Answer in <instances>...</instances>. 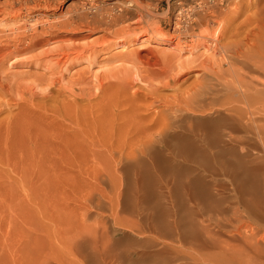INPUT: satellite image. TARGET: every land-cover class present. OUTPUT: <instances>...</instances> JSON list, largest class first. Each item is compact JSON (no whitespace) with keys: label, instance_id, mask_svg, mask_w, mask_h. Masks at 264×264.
I'll list each match as a JSON object with an SVG mask.
<instances>
[{"label":"rangeland","instance_id":"obj_1","mask_svg":"<svg viewBox=\"0 0 264 264\" xmlns=\"http://www.w3.org/2000/svg\"><path fill=\"white\" fill-rule=\"evenodd\" d=\"M202 2L0 0V264H99L100 253L103 254L100 255V264L101 261L102 264H142L141 261H144L143 264H228V261L231 264L232 260H235V264H264V251L261 249L264 247L261 245L264 240V222L248 218L245 214L240 215L244 213L243 208L255 189L259 198L263 196V184L254 190L251 187L256 186L257 181H264V175L261 174L264 173V166L257 172L258 176L256 171V174L247 172L246 160L240 158L237 167L242 168L238 172L244 173L246 185L244 182L240 188L236 185L234 189L228 183L225 190H220L221 193L219 190L213 193L212 189L209 195V189L199 187V182L209 178V175L196 174V167H203L202 164L209 167L217 165L216 161L219 164L225 161L228 166L223 163L224 167L237 170L232 158L221 160L224 157H219L222 162L217 157L212 160V156L203 153L201 146L186 149V139L173 134L164 136L166 139L162 137L160 141L157 139L158 144L154 141L153 147L158 149H150L148 156L152 155L150 158L146 155L143 163L138 162L141 159L134 160L131 156L136 147L139 149L147 141L148 136L156 135L158 127L150 121L155 111L174 107L198 80H204L201 76L206 79L220 74L218 77L225 80L231 78L225 61L213 47V36L219 26L211 18L198 21L200 16L210 10L220 16L222 26L225 25L229 30L227 39H233L236 34L245 38L248 30L264 32L259 20L261 7L253 6L257 0L210 1V10L203 6L199 8ZM255 15L257 20L254 19ZM237 27L241 28L232 33V29ZM175 43H178L176 47ZM242 79L249 83L248 78ZM202 116L197 115V119H202ZM262 121L259 120V123ZM170 137L171 141L168 140ZM172 138L176 139V143L175 140L172 142ZM198 154L200 159L206 160L198 161ZM174 155L176 158L171 157ZM181 157L185 158L184 161ZM187 159L190 162L193 160L192 163H188ZM194 162L198 163L197 166ZM226 168L228 173L232 170ZM185 175L189 177L185 178ZM228 178L226 175L225 179ZM184 179H189L188 183L184 184ZM165 180L168 183L166 189L160 186ZM180 181L183 187L179 186ZM193 181H197V184ZM246 191L248 194L251 193L248 191H252V195L248 197L247 193H243ZM257 193L255 191L251 199L260 201L258 205L263 210L261 204L264 198L258 200ZM240 195L243 200L244 195H247L249 200H239ZM196 202H202V207L199 204L202 210ZM203 202L206 203L204 208L211 203L210 208L213 206L220 211L218 213L210 209L213 215L217 213L218 216L208 215L210 220H207L209 207L207 211L203 209ZM188 203L192 206L189 207ZM137 210L141 214H137ZM192 210L197 211L195 213L201 216L200 219L203 218L199 221L201 223L195 219V214L191 218L192 222L195 219V223L188 220L186 216L192 217ZM226 214H230V218ZM233 215L245 217L246 220L240 217L242 220L237 221L239 216H234L232 220ZM223 217L229 223L224 224ZM213 219L222 223H214ZM152 220L154 225L158 221L154 228V225L151 226ZM176 220L180 222L174 223ZM181 220H185L188 225ZM170 221L179 225V229L173 230L175 226L168 229L172 225ZM160 224H164V227ZM199 224H203L202 228L208 226L212 232L220 228V234H214L218 242L212 235L214 232L207 227L204 233ZM219 224H223L222 229ZM149 225L155 229L149 227L150 233ZM140 227L143 231H140ZM191 228L196 231L193 237L199 233L198 237L202 236L207 242L200 239L202 237L193 238L192 233L195 231ZM171 229L176 235L178 233L173 239ZM181 229L183 233L179 232ZM190 230L192 233H188ZM235 231L241 232V235ZM156 232L160 235L156 234L158 238L154 235ZM232 232L237 237H229L233 235ZM206 235L212 236V242ZM152 236L156 238L155 243L159 240L158 244L165 243L163 246H168L163 249L162 244L152 243ZM222 236L225 238L223 242L219 241ZM242 236L247 239L246 245ZM189 238L192 245L187 243ZM249 238H252V247L248 243ZM257 238L262 240L258 243L261 248L256 247ZM201 240L208 244H203L208 250H202L204 246H199L203 243ZM230 244L232 248L237 245L235 251L229 252L227 246ZM253 245L254 249L262 252L253 250ZM170 246L173 249L169 248L171 251L168 253L173 256L164 253ZM240 246H248L247 252H250L242 254ZM94 248L99 251V255H93V250L97 252ZM102 250L103 253L100 252ZM235 253L237 255L233 256ZM91 254L93 257L90 258ZM225 254L230 255L232 260L225 258ZM92 258L98 263H93Z\"/></svg>","mask_w":264,"mask_h":264},{"label":"bare ground","instance_id":"obj_2","mask_svg":"<svg viewBox=\"0 0 264 264\" xmlns=\"http://www.w3.org/2000/svg\"><path fill=\"white\" fill-rule=\"evenodd\" d=\"M12 1V0H11ZM210 1H213V2H216L217 0H203V2L201 3V5L199 4L198 6H199V8L201 7V6H203V7H205V8H209V10L211 9V7H210V4L209 3H211ZM6 2V1H5ZM46 2V1H45ZM199 2V1H198ZM48 4V3H47ZM212 4V3H211ZM2 5V4H1ZM38 5H40V4H38ZM41 6V5H40ZM44 6V5H43ZM49 6V5H48ZM52 6V5H51ZM238 6V5H237ZM253 6H260L261 7V13H260V17H259V20H260V26H261V28L264 30V0H257V2L256 3H254L253 4ZM2 7V6H1ZM8 7H9V5H8ZM37 7V6H36ZM50 7V6H49ZM190 7V6H189ZM198 8V7H197ZM187 9V8H186ZM186 9H185V11H186ZM213 9V8H212ZM225 9V8H224ZM9 10V9H8ZM195 10V9H194ZM214 10V9H213ZM219 10V9H218ZM189 11H190V9H189ZM215 11V10H214ZM253 11V10H252ZM202 12V11H201ZM218 12V11H217ZM114 13V12H113ZM197 13V12H196ZM204 13V12H203ZM202 14V13H201ZM214 14H215V12H214ZM213 13H212V11L210 10V11H207L206 12V14L205 15H203V16H200L199 18H198V21H201V20H207L208 18H211L213 21H215V23H217V25L219 26V28H217V29H219L218 30V32L216 33L215 32V34H214V36H213V41L215 42L214 44H215V46H214V44H213V47L215 48V52H219V56H220V58L223 60V61H225V64H226V69L228 70V72L230 73V77L231 78H229L228 80H225V79H223L222 77L220 78V77H218L219 75H216V76H213V77H207L206 79H205V77L203 78L202 76H201V78L202 79H204V80H202V81H200V80H198V82L197 83H195V85L193 86V87H191L189 90H187V92L185 93V95L178 101V103L176 104V105H174V107H166L165 109H161V110H158L157 112L155 111L154 113H155V115H154V117H152L151 118V122L152 123H154L157 127H158V131L157 132H155L156 133V135L155 136H153L152 137V135H150V136H148V138H147V141L145 142V143H143V144H141V147H139V149H138V147H136L137 149H135V152H132L131 154V156H132V158H134V160L135 159H141V161H138V162H141V163H143L142 161H144V157H146V155L148 156V152H151L150 151V149H153V150H155V147H153L154 145H153V143H155L154 141H156L157 139L160 141V139L162 140V137L163 138H165L164 136H166V135H169V134H173V135H178V136H182V137H184L186 140H185V142H186V145H185V147H186V149L187 148H189V149H191V148H194V147H196L197 148V146L199 147V146H201V148H202V150H203V153H205L206 155H209V156H212L213 157V159L212 160H215L214 158L215 157H217L218 159V161H221V160H225V158L226 157H228V160H229V157L230 158H232L233 159V164H234V166H239V159L241 158V160L242 159H244V160H246V163L247 164H245L246 166H245V168H246V171L248 172V171H252V172H254L255 173V171H256V173L257 172H260L259 171V169L261 168V167H263L264 166V122L262 121V123H259V120H264V32L263 33H257L256 32V30L254 29V31H252V30H248L247 32H245V34H246V36H245V38H242V37H239V34H236V35H234V38L233 39H227L228 38V32H229V30L225 27V25L224 26H222V24L221 23H223L222 21V19H219L220 18V16H218L217 14L216 15H214ZM188 15V14H187ZM183 18H185V17H183ZM195 18V17H194ZM197 18V17H196ZM195 18V19H196ZM179 19V18H178ZM193 19V18H192ZM254 19L255 20H257L258 18H257V16L255 15V17H254ZM188 20V19H187ZM192 21V20H191ZM247 21V20H246ZM187 22V21H186ZM228 23H230V21L228 22ZM179 24V23H178ZM182 26V25H181ZM227 26V25H226ZM229 26V25H228ZM188 27V26H187ZM241 27H237V28H233L232 30H234L232 33H234V32H237L239 29H240ZM183 29H185V28H183ZM215 30V29H214ZM179 31V30H178ZM184 31H186V30H184ZM216 31V30H215ZM245 31V30H244ZM231 32V31H230ZM214 33V32H213ZM232 33L230 34V35H232ZM178 39H179V37H178ZM211 40V39H210ZM176 41V40H175ZM202 41V40H201ZM179 43V42H178ZM177 43V44H178ZM176 44V43H175ZM177 44L175 45V47L177 46ZM195 47H196V45H195ZM181 48V47H180ZM191 48H193V46L191 47ZM190 47H189V49L188 50H190L191 49ZM194 49V48H193ZM191 51V50H190ZM214 52V53H215ZM219 58V59H220ZM220 65H221V61H220ZM159 67H160V65H159ZM223 67H224V65H223ZM208 75V74H207ZM211 76V75H210ZM223 76V75H222ZM248 78L249 80H247V82H249V83H245L244 82V80L242 79V78ZM200 78V79H201ZM231 79V80H230ZM144 86V85H143ZM137 88V87H136ZM184 94V93H183ZM182 94V95H183ZM181 95V96H182ZM174 97V96H173ZM152 103H154V102H152ZM149 105V104H148ZM153 105V104H152ZM165 106H166V104H164ZM150 106H151V104H150ZM154 106H155V104H154ZM173 106V105H172ZM159 107V106H158ZM148 108V107H147ZM161 108V107H160ZM157 109V108H156ZM153 111H154V109H153ZM151 113H153V112H151ZM142 114V113H141ZM153 115V114H152ZM197 115H204V116H202V119H197L198 117H197ZM128 117V116H127ZM142 117H143V115H142ZM146 117V116H145ZM149 117H151V116H149ZM204 117V118H203ZM146 120V119H145ZM146 122V121H145ZM191 123H194L193 125L191 124ZM152 126V125H151ZM147 127V126H146ZM142 129V128H141ZM146 129V128H145ZM144 130V129H143ZM154 132V131H153ZM171 136V135H170ZM176 138H179V137H176ZM183 138V139H184ZM166 139V138H165ZM168 140H170L171 141V137L168 139ZM167 140V141H168ZM175 140V141H174ZM173 140V138H172V142L174 141L175 143H176V139H174ZM181 140V139H180ZM158 141V142H159ZM165 141V140H164ZM169 141V142H170ZM184 141V140H183ZM195 141H198L197 143L199 144V145H197V143L195 142ZM158 142L156 141V143L158 144ZM168 142V143H169ZM182 142V141H181ZM171 143V142H170ZM179 143V142H178ZM157 144H155L156 145V147L158 146ZM167 144V143H166ZM180 144V143H179ZM160 145V144H159ZM172 145H174V143L172 144ZM177 145V144H176ZM176 145H174V146H176ZM165 146V145H164ZM164 146H162V147H164ZM203 146H205V147H203ZM166 147H168V146H166ZM130 148V147H129ZM165 148V147H164ZM195 148V149H196ZM149 149V150H148ZM158 149V148H157ZM156 149V150H157ZM168 149V148H167ZM166 149V150H167ZM169 149H170V147H169ZM148 150V151H147ZM152 150V151H153ZM155 150V151H156ZM160 150H162L161 148H160ZM198 150H199V148H198ZM130 151H132V150H130ZM182 151V150H181ZM154 152V151H153ZM158 152V151H157ZM157 152H155L156 154H158ZM160 152H163V151H160ZM166 153H168V151H165ZM130 153V152H129ZM201 153V152H200ZM199 153V154H200ZM177 154V157H178V153H176ZM198 154V155H199ZM151 155L152 154H150L149 156L151 157ZM155 155V154H154ZM159 155V154H158ZM161 155V154H160ZM168 155L169 154H167V157H168ZM171 155H173V154H171ZM182 155H183V153H182ZM203 155V154H202ZM206 155H203V156H206ZM126 156H129V155H126ZM148 156V158H150ZM202 156V157H203ZM157 157V156H156ZM172 158L173 157H175L176 158V155H174V156H171ZM182 157H184V156H182ZM181 157V158H182ZM187 157V156H186ZM196 157V156H195ZM201 157V158H202ZM219 157H224V159H221L220 160V158ZM142 158H143V160H142ZM154 157H152V159H153ZM158 158V157H157ZM165 158V157H164ZM174 158V159H175ZM198 158L200 159V155L198 156ZM152 159H150V160H152ZM160 159V158H159ZM184 159L185 158H182L181 160H183L184 161ZM192 159H194V158H192ZM198 159V161H200L201 162V160L202 159H200L199 160ZM133 160V159H132ZM157 160V159H156ZM164 160V159H163ZM162 160V161H163ZM188 160V159H187ZM191 160V159H190ZM203 160H206V158H203ZM202 160V161H203ZM227 160V159H226ZM127 161V160H126ZM125 161V162H126ZM129 161V160H128ZM170 161H174V160H170ZM193 161V160H192ZM192 161L190 162L189 160L187 161L188 163L190 162V163H192ZM196 161V160H195ZM209 161V160H208ZM207 161V162H208ZM120 162V161H119ZM135 162V161H134ZM156 162V161H155ZM166 162V161H165ZM165 162H164V164H165ZM205 162V161H204ZM214 162V161H213ZM212 162V163H213ZM222 162V161H221ZM183 163V162H182ZM186 163V162H185ZM184 163V164H185ZM195 163V162H194ZM211 163V162H210ZM215 163V162H214ZM226 164L227 166H228V162H225V161H223L221 164H219V163H217V161H216V164L217 165H213V166H209V167H206V165L205 164H202V163H200V164H202V165H204L203 167L202 166H198V167H196V171H197V173L196 174H202L203 176H206V174L207 175H209V178L208 177H206V179H204L203 181L201 180V182H199L198 181V179H197V181L200 183V185H199V187H202V188H206V189H209V191H208V193L210 192V190L212 191V189H213V193H214V191L216 190V191H218L219 190V192L221 193V189H224L225 190V188L227 187V184L229 183V184H231V185H233V186H231V188L232 187H235L236 185H238L239 186V188L242 186V185H244L243 183L245 182V185H246V181H245V179L243 178V176H244V173H243V175L241 174H239V172H238V170H240V168H242V167H237V170H234V169H232V167H230V165H229V167L232 169V170H230V172L228 173V172H226L225 171V168L226 167H224L225 165L224 164ZM124 164V163H123ZM196 164V163H195ZM198 164V163H197ZM197 164H196V166H197ZM199 164V165H200ZM187 165V164H186ZM167 166H168V164H167ZM170 166V165H169ZM174 166V165H173ZM181 166V165H180ZM188 166V165H187ZM193 166V165H192ZM208 166V165H207ZM127 167H129V165L127 166ZM201 167V168H200ZM175 168H177V167H175ZM193 168V167H192ZM230 168H226V169H230ZM129 169V168H128ZM171 169V168H170ZM198 169H200V170H198ZM153 170V169H152ZM177 170V169H176ZM191 170V169H190ZM207 172H206V171ZM242 170H244V169H242ZM258 170V171H257ZM264 170V169H263ZM173 171V170H172ZM246 171H245V173H246ZM161 172H162V170H161ZM202 172H204V173H202ZM206 172V173H205ZM255 173V174H256ZM135 174V173H134ZM182 174V173H181ZM188 173H186V175H187ZM253 174V173H252ZM261 174H263L264 175V173H261ZM186 175H185V178H188L189 176H187L186 177ZM226 175H228L229 176V178L228 179H225V176ZM246 175V174H245ZM251 175V174H250ZM257 175L259 176V174L257 173ZM262 175V176H263ZM174 176V175H173ZM191 176H192V174H191ZM252 176H254V174L252 175ZM169 177V176H168ZM183 177V176H182ZM181 177V178H182ZM260 177H261V175H260ZM180 178V179H181ZM263 178H264V176H263ZM172 179V178H171ZM190 179V178H189ZM188 179V180H189ZM202 179H203V177H202ZM187 179L185 180L184 179V184L188 181ZM192 180V177H191V179L189 180V181H191ZM194 180V179H193ZM196 180V179H195ZM234 180V181H233ZM239 180V181H238ZM162 181V180H161ZM197 181H193V183H195V182H197ZM250 181V180H249ZM263 181V180H262ZM183 182V181H182ZM248 182V181H247ZM259 181H257V185L256 186H252L251 187V190L253 189V188H260V186H261V184H263L262 186H264V181L261 183V181L258 183ZM152 183V182H151ZM150 183V184H151ZM180 183H181V181H180ZM188 183V182H187ZM191 183V182H190ZM153 184V183H152ZM167 181L165 180V181H163V182H161L160 183V186L163 188H165V187H168L167 186ZM170 184V183H169ZM192 184V183H191ZM195 184H197V183H195ZM250 184L252 185V183L250 182ZM256 184V183H255ZM158 185H159V183H158ZM157 185V186H158ZM182 185V186H181ZM187 185V184H186ZM189 186H190V184H188ZM253 185H254V182H253ZM179 186H181V187H183V184L181 183ZM198 186V185H197ZM196 186V187H197ZM237 186V187H238ZM195 187V188H196ZM228 187H229V185H228ZM244 187V186H243ZM250 187V186H249ZM185 188V187H184ZM189 188V187H188ZM248 188V187H247ZM263 188V187H262ZM261 188V189H262ZM166 189V188H165ZM190 189V188H189ZM234 189H236V187L234 188ZM241 191H243L242 189H240ZM247 190H249V188L247 189ZM254 190V189H253ZM255 191H256V193H257V189H255L253 192V195H255ZM258 191H259V189H258ZM133 192H136L135 190L133 191ZM140 192V191H139ZM145 192V191H144ZM178 192V191H177ZM187 192H189V191H187ZM203 192V191H202ZM238 192V191H237ZM236 192V193H237ZM249 193L251 192L252 193V191H248ZM263 192V191H262ZM132 193V192H131ZM185 193H186V189H185ZM206 193V192H205ZM208 193H206V194H208ZM217 193V192H216ZM220 193H218V194H220ZM244 194L245 193H247V191L246 192H243ZM242 193V194H243ZM248 194L247 193V195H249L248 197H250L252 194ZM261 193V192H260ZM133 194H135V193H133ZM136 194H138V193H136ZM161 194V193H160ZM201 193H199L198 195H200ZM229 194H230V192H229ZM231 194H233V193H231ZM262 194H263V196H262ZM260 196H262L261 198H259L258 197V193H257V198H259L258 200H263L262 198H264V192L262 193ZM126 195V194H125ZM185 195V194H184ZM191 195V194H190ZM209 195H210V193H209ZM227 195V194H226ZM237 195H239L238 193H237ZM236 195V196H237ZM246 195V196H247ZM252 195V196H253ZM135 196V195H134ZM196 196V195H195ZM204 196H205V194H204ZM203 196V197H204ZM218 196H220L221 197V195H218ZM228 196V198L230 197L229 195H227ZM245 195H244V198H245V200H243V196L241 197V195L239 196V197H241V199H239V200H241V201H248L249 200V198L248 197H246ZM252 196L250 197V200L248 201V202H246V206H244V208H243V212L244 213H242V214H240V215H243V214H245L248 218L249 217H252L253 218V220L254 219H257V220H260V222H264V209L263 210H261L262 209V207H261V209L259 208V205H258V203L260 202H258V201H256V199H254V200H252L253 198H252ZM197 197V196H196ZM195 197V198H196ZM202 197V198H203ZM209 197V196H208ZM226 197V196H225ZM238 197V198H239ZM254 197V196H253ZM255 197V198H256ZM137 198V197H136ZM194 198V199H195ZM205 198H206V196H205ZM231 198H232V196H231ZM234 198H235V196H233V200H234ZM237 198V199H238ZM247 198H248V200H247ZM252 198V199H251ZM134 199V198H133ZM176 199V198H175ZM184 199V198H183ZM209 199H211V197L209 198ZM136 200V199H135ZM181 200H182V198H181ZM185 200H186V198H185ZM188 200V199H187ZM230 201H231V199H229ZM232 200V201H233ZM206 200L204 199V202H205ZM209 201V200H208ZM212 200H210V202H211ZM235 201V200H234ZM250 201H252V202H255V203H252V202H250ZM181 202V201H180ZM183 202H184V200H183ZM188 202H189V200H188ZM203 202V209H207L208 207H209V210L207 211V212H210V209L211 210H213L214 211V209L215 208H213V206L210 208V204L211 203H207L208 204V206L206 205V207L207 208H204L205 206V204L206 203H204ZM207 202V201H206ZM214 202V201H213ZM245 202H244V204H245ZM190 203V202H189ZM188 203V205H189V207L190 206H192V205H190ZM196 203H198V202H196ZM201 203L202 202H199L198 203V206L197 207H199V204H200V206L202 207V205H201ZM231 203V202H230ZM240 203V202H239ZM248 203H251V204H248ZM264 203V202H263ZM261 204V205H263L264 206V204ZM135 204H136V202H135ZM182 204V203H181ZM185 204H186V201H185ZM192 204V203H191ZM219 204V203H218ZM232 204V203H231ZM238 204V203H237ZM248 204V205H247ZM183 205V204H182ZM197 205V204H196ZM212 205V204H211ZM239 205V204H238ZM186 206V205H185ZM178 207H180V206H178ZM188 207V206H187ZM188 207V208H189ZM195 209H196V207L195 206H193ZM216 207V206H215ZM220 207V206H219ZM222 207V206H221ZM133 208V207H132ZM137 208V207H136ZM194 208H191V209H194ZM200 208V207H199ZM213 208V209H212ZM217 208V207H216ZM223 208V207H222ZM232 208H233V206H232ZM179 210H180V208H178ZM182 209V208H181ZM198 209V208H197ZM196 209V210H197ZM201 210H202V208H200ZM134 210H135V208H134ZM139 211H140V208L138 209ZM136 211L137 212V214H138V212L139 211ZM187 210V209H186ZM185 210V211H186ZM189 210V209H188ZM199 210V209H198ZM197 210V211H198ZM215 210H217V209H215ZM165 211V210H164ZM192 211H194V213L192 212ZM191 212L192 213H190L191 215H192V217L190 216V217H188L189 215H187L186 217L188 218V220H190L191 222H192V220H191V218H193L195 215H197L198 216V219H197V216L195 217V219L199 222L201 219H203V218H201L200 219V215H198V213L196 214L195 212H197V211H195V210H192ZM200 211V210H199ZM181 212H183V211H181ZM188 212V211H187ZM186 212V214H189V213H187ZM203 212H204V210H203ZM216 212V211H215ZM217 212L219 213L220 211H218L217 210ZM225 212V211H224ZM224 212L222 213H220L221 215L222 214H224ZM237 212V211H236ZM140 213V212H139ZM144 213V211L142 212V214ZM168 213H169V211H168ZM201 214H203L202 213V211L200 212ZM214 213V212H213ZM230 213V212H229ZM232 213V212H231ZM237 213H239V211L237 212ZM236 213V214H237ZM135 214V213H134ZM141 214V213H140ZM148 214V213H147ZM195 214V215H194ZM212 211L209 213V214H207V216L209 215V216H212V217H214V215H217V213H215L214 215L212 214ZM219 214V218H221L222 216ZM146 215V214H145ZM163 215V214H162ZM167 215V214H166ZM165 215V216H166ZM171 216H172V214H170ZM194 215V216H193ZM230 215V214H229ZM228 214H226V216H229ZM244 215V216H245ZM144 216V215H143ZM148 216V215H147ZM150 216V215H149ZM183 216V215H182ZM200 216V217H199ZM209 216H208V218H207V220L209 219ZM218 216V215H217ZM224 216H225V214H224ZM231 216V215H230ZM230 216L229 217H227V218H230ZM234 216H237V215H233L232 216V218L234 217ZM239 216V215H238ZM237 216V217H238ZM166 217H169V215H167ZM185 217V216H184ZM202 217H204V215H202ZM216 217V216H215ZM241 216H239L238 218H236V220L238 219V220H240L241 218H240ZM145 218H147V217H145ZM160 218V217H159ZM171 218H174V216H172ZM190 218V219H189ZM231 218V219H232ZM245 217H243L242 219H244ZM139 219V218H138ZM140 219H141V217H140ZM139 219V220H140ZM152 219V218H151ZM150 219V220H151ZM163 219V218H162ZM167 219V218H166ZM178 219V218H177ZM195 219H193V222L195 223ZM205 219V218H204ZM212 219V218H211ZM222 219V218H221ZM223 219H224V217H223ZM235 218H233L232 220H234ZM241 219V220H242ZM149 220V218H147V221ZM173 220H175V218L173 219ZM210 220V219H209ZM229 220V219H228ZM237 220V221H238ZM244 220H246V219H244ZM248 220V219H247ZM251 220V219H250ZM250 220H248V221H250ZM262 220V221H261ZM146 221V222H147ZM178 220H176V221H174V223L175 222H177ZM182 221V220H181ZM189 221V222H190ZM196 221V222H197ZM213 221H214V223L216 222H218V221H216L215 219H213ZM224 221V224L226 223L227 224V222L225 221V219L224 220H222V222ZM230 222H231V220H229ZM237 221H235V223H238ZM141 222V221H140ZM151 222V226L152 225H154V224H152V223H154V221L152 220V221H150ZM155 222H157L158 223V221H155ZM172 221H170V224H172L171 223ZM180 221H178L177 222V224L179 223ZM183 222V221H182ZM192 222V223H193ZM219 222H220V220H219ZM218 222V223H219ZM222 222H220V223H222ZM239 222H241V221H239ZM243 222V221H242ZM252 222V221H251ZM256 222V221H255ZM257 222H259V221H257ZM144 223V222H143ZM157 223H155L156 225H157ZM159 223H161V221L159 222ZM174 223L170 226V227H168V229L169 228H172L173 226H175V228L173 227L172 229L174 230V229H179L178 228V226H176L177 224H175L174 225ZM186 222H185V220H184V222H183V224H185ZM188 223V222H187ZM191 223V224H192ZM199 223H201V222H199ZM202 223H203V220H202ZM217 223V224H218ZM229 223V222H228ZM170 224H168V225H170ZM191 224H189V225H191ZM231 224V223H230ZM247 224V223H246ZM256 223H254V225H255ZM135 225V224H134ZM139 225V224H138ZM148 225V224H147ZM146 225V226H147ZM156 225H154V226H152L153 228L154 227H156ZM161 226L163 225V227H164V224H160ZM166 225V224H165ZM185 225H188V224H185ZM195 225V224H194ZM196 225H198V223L196 224ZM201 225V228L203 227V224H199V226ZM212 225H213V223H212ZM219 225H221V229L223 228V224H219ZM218 225V226H219ZM264 224L262 223V226H263ZM128 226H130V225H128ZM141 226H143L142 224H141ZM150 225L148 226V232L150 233L151 232V230H150V228L149 227H151ZM204 226H206L205 224H204ZM215 226H216V224H215ZM217 226V227H218ZM234 226V225H233ZM251 226V225H250ZM261 226V227H262ZM144 227V229H145V226H143ZM151 227V228H152ZM159 227V226H158ZM166 227H167V225H166ZM177 227V228H176ZM180 227V226H179ZM189 227V226H188ZM207 227L208 226H206L205 228H202V231H204V233H205V230H207ZM211 227V226H210ZM152 228V229H153ZM182 228V227H181ZM186 228V227H185ZM198 228V227H197ZM209 228V227H208ZM216 228V227H215ZM227 228V227H226ZM234 228V227H233ZM232 228V229H233ZM254 228H258V227H254ZM141 229H142V227H140V231H141ZM172 229H171V232H173V233H171V237H172V239H173V236H176L177 237V235H178V233H177V235L174 233L175 231H172ZM184 231H185V229L184 228H182ZM181 229V231H179L180 233H183L184 231ZM192 229V228H191ZM193 229H195L196 230V228L195 227H193ZM193 229H192V231H193ZM228 229H229V227H228ZM227 229V230H228ZM232 229H230V230H232ZM237 229V228H236ZM251 229V228H250ZM260 229H262V228H260ZM153 230H155V229H153ZM152 230V231H153ZM158 230V229H157ZM194 230V231H195ZM226 230V229H225ZM253 230H255V229H253ZM257 230V229H256ZM259 230V229H258ZM131 231V230H130ZM142 231H143V229H142ZM166 231V230H165ZM170 230H168V234L170 233L169 232ZM178 231V230H177ZM183 231V232H182ZM192 231L190 230L189 232L188 231H186V232H188V233H192ZM193 231V232H194ZM197 231V230H196ZM196 231L194 232V233H192L191 235H192V237L194 236V234L196 233ZM199 231H200V229H199ZM201 231V232H202ZM209 231H211L212 232V229H210L209 228ZM229 231V230H228ZM159 232H160V230H159ZM163 232V231H162ZM162 232H160V233H162ZM198 232V231H197ZM213 232H214V230H213ZM212 232V233H213ZM238 233H240L239 235H241V232H239V231H237ZM237 232L235 231V233L237 234ZM251 232V231H250ZM208 233V232H207ZM206 233V234H207ZM220 234V228H219V231H217V229H215V232L212 234V235H214V234ZM225 233V232H224ZM230 234H231V232H229ZM228 233V234H229ZM253 233H255V232H253ZM158 235V233L156 232L154 235ZM167 234V233H166ZM175 234V235H174ZM186 235H187V233H185ZM223 234V233H222ZM221 234V235H222ZM226 234H227V231H226ZM232 234L233 235H228L229 237H232V236H234L235 234H234V232H232ZM245 234V233H244ZM244 234H242V235H244ZM156 235V237L158 238V236H160V235H158L157 236ZM164 235V234H163ZM182 234H180L179 236L181 237V239H182V236H181ZM185 235V236H186ZM198 235H199V233H198ZM198 235H196L197 237H198ZM217 235V236H218ZM220 235V236H221ZM238 235V236H239ZM250 235V234H249ZM258 235V234H257ZM151 236V235H150ZM184 236V237H185ZM195 236V237H196ZM207 236V235H206ZM215 237V242H218V237H216V235H214ZM225 236V235H224ZM227 236V237H228ZM245 237H246V234L244 235ZM244 236H242L241 238H243ZM251 236V235H250ZM254 236V235H253ZM183 237V238H184ZM189 237H190V235H189ZM195 237H193V238H195ZM200 237H202V236H199L198 238H200ZM208 238H211V242H212V236L210 235V237L209 236H207ZM207 237H206V239H207ZM228 237V238H229ZM234 237H237V235H235ZM252 237V236H251ZM146 238V237H145ZM160 238V237H159ZM163 238H164V236H163ZM179 238V237H178ZM186 238H188V235H187V237ZM185 238V239H186ZM217 238V239H216ZM223 239V236L222 237H220V240L219 241H224L225 240V238ZM240 238V237H239ZM248 238V237H247ZM253 238V237H252ZM252 238L250 239L249 238V240H248V243L250 244L251 242L253 243V241H252ZM150 239V238H149ZM148 239V240H149ZM156 239V238H155ZM154 237L152 236V239L151 240H153V242L152 243H155L154 242ZM176 239V238H175ZM174 239V240H175ZM184 239V240H185ZM200 239H204L205 240V238H200ZM232 239V238H231ZM238 239V238H237ZM255 239H256V237H255ZM259 238H257V240H258ZM150 240V241H151ZM178 240V239H177ZM197 240H199V239H196V241ZM217 240V241H216ZM226 240H228V239H226ZM243 240H245L244 238H243ZM242 240V241H243ZM247 240V239H246ZM246 240H245V244L243 243V242H241V244L243 243L244 245H246ZM159 241V240H158ZM157 240H156V245H161L162 246V248L164 249L165 248V246L167 247L168 245H165V246H163V244H165V243H161V244H158V243H160V241L158 242ZM163 241V240H162ZM182 241V240H181ZM191 241V238H189V240L187 241V243L189 242V244L190 243H192L193 244V242H190ZM203 242V243H199V242ZM201 241H199V242H197L196 244H200L199 246H201V247H203L202 248V250H204L205 248H207V246L205 247V245H203V244H207V243H205V242H207V240H205V242L203 241V240H201ZM255 241V240H254ZM259 241L260 240H258L257 241V243L255 242V244H258L259 243ZM262 241V240H261ZM260 241V242H261ZM145 242V241H144ZM164 242V241H163ZM230 243H231V241H229ZM264 240L261 242L262 244L261 245H263L264 246ZM105 243V242H104ZM152 243H151V246H152ZM186 243V242H185ZM220 243V242H219ZM219 243H217V244H219ZM224 243H226V244H228L229 245V243H227V242H224ZM238 243H240V241L238 242ZM145 244H148V243H146L145 242ZM145 244H144V246H145ZM192 244H190V245H192ZM196 244H194V247H198V246H196ZM221 244L222 243H220V246H221ZM233 244H235V243H233ZM243 244H242V246H243ZM105 245V244H104ZM142 245V244H141ZM140 245V247H143V246H141ZM208 245V244H207ZM231 245L232 244H230V246H227V248L229 247V252H231V251H233V249H234V247L236 246V248H237V245H234L233 246V248L231 247ZM240 245V244H239ZM251 245V244H250ZM150 246V247H151ZM173 246V245H172ZM220 246L218 245V247H219V249H220ZM225 246V245H224ZM152 247H154V246H152ZM230 247H231V249H230ZM251 247H252V245H251ZM256 247L258 248V247H260V245L258 244V246L256 245ZM262 247V246H261ZM260 247V248H261ZM93 248V247H92ZM144 248V247H143ZM159 248V247H158ZM169 248H171V249H173L171 246L170 247H168V249L166 250L165 249V251H167V253L166 252H164L165 253V255H167V254H169L168 253V251H171V250H169ZM175 248V247H174ZM221 248H223L222 246H221ZM236 248L234 249V251L236 250ZM240 248H241V250H240ZM240 248L238 247V251L240 250L241 252H243L242 254H244V255H246L248 252H250V251H248L247 252V250H249L248 249V246H247V248H246V246L245 247H241L240 246ZM246 250H245V249ZM264 248V247H263ZM263 248H261L263 251H264V249ZM83 249V248H82ZM87 249V248H86ZM85 249V250H86ZM90 249V248H89ZM94 249H96V248H94ZM99 249V248H98ZM134 249H136V248H134ZM133 249V250H134ZM149 249V248H148ZM154 249V248H153ZM156 249V248H155ZM178 249V248H177ZM198 249V248H197ZM201 248H199V250H200ZM210 249V248H209ZM213 249H215V248H213ZM243 249L246 251V253H244V251H243ZM256 249V248H255ZM254 249V245H253V250H255ZM84 250V249H83ZM160 250H162V249H160ZM206 250H208V248L206 249ZM257 250H259V249H256L255 251H257ZM96 251H97V249H96ZM103 251L104 250H102V251H100V252H102L103 253ZM150 252H152L151 250H149ZM156 251H158V249L156 250ZM226 251V250H225ZM90 253H92V251H91V249H90V251H89ZM107 252H109L108 251V249H107ZM106 251H105V253H107ZM227 252V251H226ZM259 252H262L261 250H259ZM90 253L88 254V256L90 255ZM96 253H98V254H96ZM95 253V250H93V255H95V256H97V255H99V251H97ZM143 253V252H142ZM142 253H140V255H142ZM153 253H155L154 251H153ZM159 253V252H158ZM162 253H163V250H162ZM163 253V254H164ZM228 253V252H227ZM226 253V254H227ZM255 253V252H254ZM86 254V253H85ZM128 254H129V252H128ZM150 254V253H149ZM222 254V256L224 255V252H222L221 253ZM225 254V255H226ZM241 254V255H242ZM93 255L91 254V256H90V258L91 257H93ZM100 255H101V253H100ZM100 255L98 256V259H99V264H100ZM139 255V254H138ZM137 255V256H138ZM147 255V254H146ZM155 254H153V256H154ZM158 255V254H157ZM169 255H172L173 256V254H169ZM168 255V256H169ZM228 255V254H227ZM225 256V258H227V259H230V260H232L231 258L232 257H230V255L229 256ZM237 254L235 253V255H233V256H236ZM241 255H240V252H239V255L238 256H240V258H241ZM257 255V254H256ZM101 256H103V254L101 255ZM136 256V255H135ZM143 256H144V254H143ZM161 256H162V254H161ZM161 256H159V257H161ZM238 256L236 257V258H238ZM257 256H259V255H257ZM110 257H113V256H111V254H110ZM118 257V256H117ZM128 257V256H127ZM157 256L155 255V258H156ZM164 257V256H163ZM171 257V256H170ZM106 258L107 259H109V257H107L106 256ZM130 258H132V257H130ZM138 258V257H137ZM218 258V257H217ZM94 258H92L91 259V261L93 260ZM103 259H105V257H103ZM133 259V258H132ZM136 259V258H135ZM157 259H158V257H157ZM224 259V258H223ZM233 259H235V257H233ZM106 260V259H105ZM166 260V259H165ZM170 261L171 260H173V259H169ZM181 260V259H180ZM217 260V259H216ZM215 260V261H216ZM225 261H227L226 259H224ZM238 260V259H237ZM240 260V259H239ZM97 261H92L93 263H95V262H97ZM158 261H160V262H162L160 259H158ZM167 261V260H166ZM176 261V260H175ZM224 261V262H225ZM233 262L235 261V260H232ZM97 262V263H98ZM102 262L103 261H101V264H102ZM137 262V261H136ZM144 263V261H141V263ZM220 262V261H219ZM232 262V263H233ZM241 262H243V261H241ZM241 262H239V263H241ZM249 262V261H248ZM106 263V262H105ZM128 263H130V262H128ZM135 263V262H134ZM142 263V264H143ZM163 263V262H162ZM161 263V264H162ZM223 263V262H222ZM231 263V262H230ZM231 263V264H232ZM236 262H234V264H235ZM138 264H140L139 262H138ZM149 264H151V263H149ZM155 264V263H154ZM171 264H173V263H171ZM228 264H229V261H228Z\"/></svg>","mask_w":264,"mask_h":264}]
</instances>
